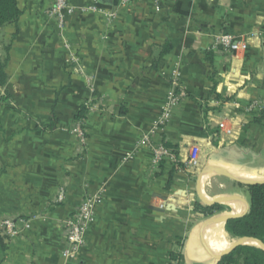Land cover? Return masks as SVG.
<instances>
[{
  "label": "crops",
  "instance_id": "obj_1",
  "mask_svg": "<svg viewBox=\"0 0 264 264\" xmlns=\"http://www.w3.org/2000/svg\"><path fill=\"white\" fill-rule=\"evenodd\" d=\"M16 4L19 19L0 29V49L9 45L0 220L29 227L4 241L0 264H218L194 209L195 176L177 169L167 190L172 163L155 167L154 150L176 148L183 165L197 147L200 172L208 163L264 168V0H113L103 5L115 12L112 20L76 12L62 28L45 14L53 0ZM221 33L246 49L211 51ZM172 91L180 98L155 129ZM253 103L255 112L246 113ZM82 109L83 145L72 133ZM224 109L241 130L230 144L213 137ZM93 195L84 245L75 259H64L67 222Z\"/></svg>",
  "mask_w": 264,
  "mask_h": 264
},
{
  "label": "built area",
  "instance_id": "obj_2",
  "mask_svg": "<svg viewBox=\"0 0 264 264\" xmlns=\"http://www.w3.org/2000/svg\"><path fill=\"white\" fill-rule=\"evenodd\" d=\"M120 6L127 4L131 0H117ZM76 12L81 14H102L108 20L115 18V12H106L103 9V5L95 2L90 5L74 6L69 0H53V5L45 11L48 17L54 18L58 28H62L64 20L67 16H72ZM247 47L245 42H239L235 40L231 35L221 33L214 38V42L211 51H222L225 53L236 54L244 51ZM71 61L77 62L75 57H72ZM76 72V71H75ZM176 76V73L173 72ZM172 85L177 86L174 79ZM180 98V94L172 91L168 93L166 100L160 110V115L154 124V128L164 127L170 119L172 108L176 105ZM257 108V104L253 103L247 107L246 113H253ZM220 120L215 123L216 132L213 135L214 138L219 140L222 144H230L237 140L240 133V127L236 122V118L226 109L223 110ZM212 121V120H211ZM84 119H80L76 122L72 129V133L79 140L80 144L85 143V133L83 131ZM147 141V137L142 139V143ZM199 149L197 147L192 148L184 162L183 171L197 176L200 174L202 166L200 164ZM162 161H168L172 164L180 163L174 153L165 147H158L154 150L153 165L158 167ZM64 199V191L60 190L57 203L62 202ZM98 201V196H84L80 202L76 212L67 222V237L66 244L62 251V257L67 260H73L78 255L79 250L83 247L85 242V234L92 222L94 221L95 206ZM28 223L23 221L14 220H0V233L7 239H13L17 237L22 229H28Z\"/></svg>",
  "mask_w": 264,
  "mask_h": 264
},
{
  "label": "trees",
  "instance_id": "obj_3",
  "mask_svg": "<svg viewBox=\"0 0 264 264\" xmlns=\"http://www.w3.org/2000/svg\"><path fill=\"white\" fill-rule=\"evenodd\" d=\"M20 17V11L17 7L16 0H0V29L8 24H15ZM9 45L0 49V103H7L9 96L5 92V86L8 76L5 72L8 62ZM3 93V94H2ZM85 110L82 109L78 119H84ZM252 122L262 124L263 116H252ZM175 155L177 150L165 144ZM165 161H162L158 168H162ZM183 170L184 166L180 163L172 164L167 190L172 185L173 174L177 170ZM249 198L247 201V210L239 218L230 219L224 225V230L232 240L240 238H251L264 244V184L248 186ZM223 207L214 205L211 207H196V212L209 215L213 211L221 212ZM8 240L0 233V254L3 255L6 250L4 241ZM218 264H264V251L254 246H240L232 252L220 258Z\"/></svg>",
  "mask_w": 264,
  "mask_h": 264
},
{
  "label": "bare ground",
  "instance_id": "obj_4",
  "mask_svg": "<svg viewBox=\"0 0 264 264\" xmlns=\"http://www.w3.org/2000/svg\"><path fill=\"white\" fill-rule=\"evenodd\" d=\"M230 176L238 178L243 181L250 182H263L264 181V168H261L257 172H248L244 170H237L231 168H224ZM246 170V169H245ZM218 173L212 169H206L200 176L198 189L201 197L207 201L212 202L218 198L223 200L225 206L229 207V213L234 214L236 216H241L245 210L246 205L243 201L239 199H230L226 200V196L219 197H210L206 192V186L210 182V180L217 176ZM245 206V209H244ZM223 215V214H222ZM216 218L215 220H217ZM204 236L206 237V242L210 248V250L215 255H221L225 250H227L230 246H232L231 242L226 240V234L223 229V224H208L205 226ZM232 241V240H231ZM253 246H258L257 243L251 242Z\"/></svg>",
  "mask_w": 264,
  "mask_h": 264
},
{
  "label": "water",
  "instance_id": "obj_5",
  "mask_svg": "<svg viewBox=\"0 0 264 264\" xmlns=\"http://www.w3.org/2000/svg\"><path fill=\"white\" fill-rule=\"evenodd\" d=\"M96 2H98L101 5H105V6H111L113 4V0H96ZM206 169H212V170L216 171L218 173V175H222V176L228 177V178H230V179H232V180H234V181H236V182H238L240 184H243L245 186H253V185L264 184V181L263 182H250V181L240 180L238 178H235L233 176H230L228 174V172L222 166L217 165V164H210V163H208L203 168V170L200 172V174L198 175V177H197V185H196V194L198 196V199L206 207H211V206H214V205H223L222 204L223 203V200L220 199V198H218V199H216V200H214L212 202H207L200 195V192H199V189H198L199 178H200L201 173L204 172ZM226 197H227L226 200H230V199H240V198H236V197H232V196H226ZM240 200H242V199H240ZM244 203L246 205V210H247V203L246 202H244ZM246 210H245V212H246ZM245 212H244V214H245ZM243 215H241V216H243ZM241 216H236V215L231 214V213L227 214L226 216H221L220 215V216H218L219 218L217 220H215V218H217V217H215V218L209 219L206 222H204L203 223V226H202V230H204V227L206 225H208V224H223V225H225V223L228 220L235 219V218H239ZM251 242L257 243L258 246H254V247L259 248V249H261V250L264 251V244H262L260 241L255 240V239H251V238H240V239L235 240V242L233 243V245L230 248H228L227 250H225L220 256H216V255H214V254L211 253V251L208 249V247L206 246V244L204 242V239H203V243H204V245H205L208 253L213 258H215L217 260H220L221 257H223L224 255L229 254L230 252H232L237 247H240V246H253V245L250 244Z\"/></svg>",
  "mask_w": 264,
  "mask_h": 264
},
{
  "label": "rangeland",
  "instance_id": "obj_6",
  "mask_svg": "<svg viewBox=\"0 0 264 264\" xmlns=\"http://www.w3.org/2000/svg\"><path fill=\"white\" fill-rule=\"evenodd\" d=\"M262 155V159H264V150L261 152ZM257 165V164H255ZM259 165V164H258ZM228 168V166H223ZM255 168V167H253ZM203 173V172H202ZM201 176V175H200ZM197 176H195L191 181L194 184V186L197 185ZM200 179V178H199ZM206 192L210 197H216L219 195H225V196H232V197H236V198H240V199H244L245 201L248 200L249 198V194H248V186H245L243 184H240L228 177L222 176V175H217L215 177H213L210 182L208 183V185L206 186ZM201 207L204 208L206 207L205 205H203V203L198 199L197 194L195 193V203H194V209L196 207ZM222 206V205H220ZM224 209L221 212H216L213 211V213L206 215V214H201L202 217L199 218L200 222H206L209 219L218 217L222 214H224L225 212H229V210L226 209V207L222 206ZM227 239L231 241L230 237L228 235Z\"/></svg>",
  "mask_w": 264,
  "mask_h": 264
}]
</instances>
